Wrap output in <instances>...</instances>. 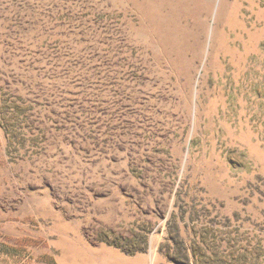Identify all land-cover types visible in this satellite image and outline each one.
Returning <instances> with one entry per match:
<instances>
[{"label":"rangeland","instance_id":"obj_1","mask_svg":"<svg viewBox=\"0 0 264 264\" xmlns=\"http://www.w3.org/2000/svg\"><path fill=\"white\" fill-rule=\"evenodd\" d=\"M0 264H264V0H0Z\"/></svg>","mask_w":264,"mask_h":264}]
</instances>
